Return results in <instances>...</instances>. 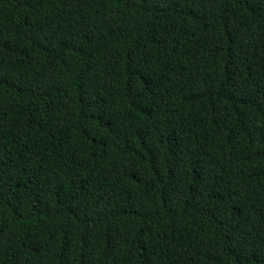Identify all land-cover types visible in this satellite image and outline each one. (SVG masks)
I'll return each mask as SVG.
<instances>
[{"label": "trees", "instance_id": "16d2710c", "mask_svg": "<svg viewBox=\"0 0 264 264\" xmlns=\"http://www.w3.org/2000/svg\"><path fill=\"white\" fill-rule=\"evenodd\" d=\"M0 264H264V0H0Z\"/></svg>", "mask_w": 264, "mask_h": 264}]
</instances>
